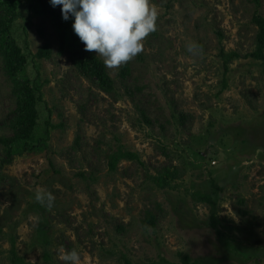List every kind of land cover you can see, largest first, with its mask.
<instances>
[{
	"label": "rangeland",
	"instance_id": "374dc122",
	"mask_svg": "<svg viewBox=\"0 0 264 264\" xmlns=\"http://www.w3.org/2000/svg\"><path fill=\"white\" fill-rule=\"evenodd\" d=\"M44 1L47 12L20 0L10 28L43 102L31 137L0 166V264H65L61 246L81 264H264V61L249 56L264 0H152L157 30L143 51L105 65L112 92L74 65L69 52L83 43ZM43 45L50 57L34 58ZM220 51L240 56L225 70ZM15 107L0 58V138L12 136ZM127 151L142 164L111 169ZM165 167L177 188L153 180ZM41 189L51 208L35 199ZM197 194L217 198V222Z\"/></svg>",
	"mask_w": 264,
	"mask_h": 264
},
{
	"label": "trees",
	"instance_id": "16d2710c",
	"mask_svg": "<svg viewBox=\"0 0 264 264\" xmlns=\"http://www.w3.org/2000/svg\"><path fill=\"white\" fill-rule=\"evenodd\" d=\"M37 1L43 7V11L47 12V3L44 0ZM255 1L256 6H258L259 2H257V0ZM19 6L20 0H11L9 2L0 0V58L3 64V71L12 83L16 105L15 110L8 120V128L11 130L12 136L0 138V143L6 156L5 159L0 161L1 167L4 166V164L11 163L15 153L14 149L18 148L22 142L31 137L33 130L37 125L38 116L36 107L39 103L43 102L39 87L35 86L29 81V79L25 78L26 56L21 53V50L14 41L10 31L12 23L17 17V7ZM71 20L73 23V19ZM253 21L257 24L258 32L255 38L253 51L249 56L253 59L264 61V20L257 15V9L254 11ZM60 40L61 46L59 52L61 53L64 40L63 38ZM239 56L240 55L235 51L229 53L220 51V57L224 64V69H227L230 61ZM48 57H50V49L46 45H43L34 55V58L39 59ZM69 57L84 76L93 77L105 92H112L113 82L106 73L104 62L94 54L86 52L84 44H82L80 50H77L76 48L72 49V51L69 52ZM127 74L128 67L125 65L121 70V75ZM143 119H145V122H148L145 115H143ZM180 119H183V117ZM45 134L48 138L47 129L45 130ZM120 159L135 160L142 164L137 154L127 151L118 156H113L109 162V167L115 169ZM170 178L175 179V175L169 167H165L153 177V180L158 183L160 181L162 182L164 179L163 185H160L161 187L168 189L177 188V185H171L168 183L167 180ZM211 188H214L215 191L220 190L216 185H211ZM215 194L216 193H214V195ZM193 198L195 202L207 205L211 219L214 222H217V198L215 196L212 197L202 194L193 195ZM145 221L146 223L153 225V223H151V217H147ZM187 261V257L182 258L183 264H187ZM125 264L130 263L126 260Z\"/></svg>",
	"mask_w": 264,
	"mask_h": 264
},
{
	"label": "clouds",
	"instance_id": "9594fccd",
	"mask_svg": "<svg viewBox=\"0 0 264 264\" xmlns=\"http://www.w3.org/2000/svg\"><path fill=\"white\" fill-rule=\"evenodd\" d=\"M60 6L62 19H73L74 33L86 51H94L104 58V64L116 68L131 61L143 51L145 39L157 30L159 11L152 0H49ZM187 50L200 55L202 47L196 42L187 44ZM35 199L51 208L55 196L43 189ZM65 264H81L80 253L73 248L59 249Z\"/></svg>",
	"mask_w": 264,
	"mask_h": 264
}]
</instances>
